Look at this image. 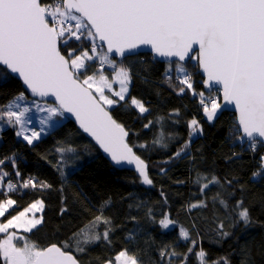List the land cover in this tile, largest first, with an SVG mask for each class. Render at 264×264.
I'll return each instance as SVG.
<instances>
[{"label": "snow or ice", "instance_id": "obj_1", "mask_svg": "<svg viewBox=\"0 0 264 264\" xmlns=\"http://www.w3.org/2000/svg\"><path fill=\"white\" fill-rule=\"evenodd\" d=\"M149 54L154 62L165 63L164 83L176 96L198 98L206 122L214 123L223 111L237 113L229 141L242 152L226 159L235 161L248 151L258 159L250 180L264 179V153L257 155L264 147V0H0V79L14 74L25 89L0 105V133L11 128L16 137L34 147L61 121L73 117L114 166H130L141 185L154 187L149 164L139 151L168 150L171 142L180 139L166 129L167 122L179 123L180 108L171 109L167 120L165 116L147 120L143 127L157 131L150 142L143 143L131 141L138 133L116 114L129 109L140 118L151 114L142 98L131 95L138 75L134 69L145 63L140 57ZM193 69L205 76L207 95L194 88ZM34 113L44 115L34 117ZM187 127V139L162 164L191 158L190 179L198 195L185 205V211L191 216L193 211L203 213L211 207V218L201 215L200 219L213 225L208 229L213 233L211 243L221 244L233 235L232 229L242 225L246 231L255 224L251 205L246 203V187L239 175L221 177L214 169L196 168L191 144L204 128L195 117L187 121ZM54 151L58 159L53 167L62 181L63 216L69 211L64 183L80 153L69 140L59 142ZM18 159L15 151L0 157V264H234L235 251L212 256L203 246L205 236L196 220L185 227L170 212H161L157 219L143 201L128 208L144 209L146 218L165 232L178 228L177 242L153 249L155 241H146L140 248L142 225L130 216L135 227L124 236L129 246L84 261L82 256L90 247H114L119 226L106 215L113 203L110 197L93 205L94 212L85 207L90 218L67 239L40 245L31 240V234L44 223L45 199L41 196L21 210L10 194L23 197L28 189L44 193L53 185L36 176L24 177ZM167 172V167L160 166L158 175ZM160 196L167 206L162 190ZM180 242L186 250H179ZM239 255V264H255L250 249H241Z\"/></svg>", "mask_w": 264, "mask_h": 264}, {"label": "trees", "instance_id": "obj_2", "mask_svg": "<svg viewBox=\"0 0 264 264\" xmlns=\"http://www.w3.org/2000/svg\"><path fill=\"white\" fill-rule=\"evenodd\" d=\"M145 63L138 64L134 69L138 73L134 77L131 87V95L142 98L151 108V114H145V118L138 117L135 110H118L117 116L126 127L138 133V136H131L132 142L143 143L151 141L157 131L156 127L145 129L143 125L147 120L155 119L157 116H165L173 108H180L181 116L179 123H166V129L177 133L179 140L170 143L168 150L149 147L147 150L141 149L139 154L146 159L149 164V172L155 181L154 187H146L139 183L137 173L130 168L119 169L103 155L100 148L86 137L70 119L52 130L47 136L42 138L34 147H30L15 136V131L8 135L0 143V157L15 151L19 159L17 166L24 177L36 176L41 180H46L53 185V188L44 193L35 192L32 189L25 190L23 197L12 195L17 199L19 208H22L41 196L45 199L44 223L31 234V240L39 242L40 245L58 242L67 239L72 232L78 229L90 218V213L84 208L94 212L93 205H99L103 200L111 198L112 207L106 215L113 217L115 225L119 226L113 236L114 247L106 248L102 244H97L84 253L82 259L88 261L96 256L114 254L122 246H129L124 241L127 231L135 227V223L130 221V216H136L137 222L142 225L139 234L138 246L144 248L145 242L152 244L153 249L163 243H176L178 228L169 232L154 226L145 216V210L129 209V204L140 201L152 207L160 218L161 212H170L172 217L185 227H190L193 220L197 221L201 234L205 236L203 246L209 250L212 256L226 255L235 251L237 254L232 257L234 264H239L240 250L250 249L255 264H264V179L258 183L250 180L251 172L256 168L258 159H254L248 151H243L240 159L229 161L226 157L233 152L241 153L239 145L233 147L229 141V130L232 127L236 115L224 111L219 119L209 124L205 121L198 104V98L191 94L178 97L171 88L164 83L163 73L164 62H154L151 55L140 57ZM191 68L192 62H187ZM194 86L199 91H204L203 75L198 70L193 69ZM147 81V82H145ZM22 81L16 76L9 74L7 78L0 79V105L9 102L17 93L24 91ZM193 117L203 124V135L193 138L191 153L195 157V166L201 171L214 169L216 174L223 177L228 173L239 175L240 182L246 187V203L251 205V214L255 221L253 227L244 230L243 226L232 229L233 235L221 244L211 243L213 233L208 231L213 225H205L201 215L211 218L212 208L203 213L193 211L189 216L185 211V205L198 195L197 186L191 182L192 160L179 159L175 162L163 165L162 162L168 158L171 152L188 136L187 121ZM69 140L77 147L80 153L79 161H75L68 170L69 175L64 183V196L67 198L65 204L69 211L63 216L60 215L61 208V177L53 165L58 159L54 149L61 141ZM264 148H259V153H263ZM46 156V159L42 157ZM168 168L166 176L158 175L159 167ZM11 171V166H7ZM13 179L16 178L13 176ZM178 181H186L184 184ZM161 190L168 197L167 206L163 205L160 196ZM216 191V189H212ZM87 197V199H85ZM239 197V192H237ZM2 198V197H0ZM11 214H15V210ZM223 213H221V216ZM194 235V234H193ZM179 250H186L184 242H180Z\"/></svg>", "mask_w": 264, "mask_h": 264}, {"label": "water", "instance_id": "obj_3", "mask_svg": "<svg viewBox=\"0 0 264 264\" xmlns=\"http://www.w3.org/2000/svg\"><path fill=\"white\" fill-rule=\"evenodd\" d=\"M143 51L145 52V53H147L148 52V49L147 48H144L143 49ZM161 62H163L162 60H161ZM12 75H14V74H12ZM203 75V74H202ZM15 76V75H14ZM203 78L205 79V76L203 75ZM204 91L205 92H207V90L204 88ZM228 112H231V113H233V114H235L236 116H237V113L234 111V110H232V109H230V110H227ZM224 112V111H223ZM68 119H70V120H72V121H74L75 122V124H76V126L79 128V126H78V123L75 121V119L73 118V117H68ZM80 129V128H79ZM81 130V129H80ZM82 131V130H81ZM83 132V131H82ZM83 134L86 136V137H88L89 139H91L94 143H95V141L93 140V138H91L88 134H86V133H84L83 132ZM95 145H97L96 143H95ZM98 146V145H97ZM99 147V146H98ZM264 148V147H263ZM101 150V152L103 153V155L110 161V158L108 157V155L106 154V153H104L103 151H102V149H100ZM111 162V161H110ZM113 165V164H112ZM114 166V165H113ZM114 167H116V168H119V169H123V168H120V167H117V166H114ZM124 168H130L131 169V167L129 166V167H124Z\"/></svg>", "mask_w": 264, "mask_h": 264}, {"label": "rangeland", "instance_id": "obj_4", "mask_svg": "<svg viewBox=\"0 0 264 264\" xmlns=\"http://www.w3.org/2000/svg\"><path fill=\"white\" fill-rule=\"evenodd\" d=\"M115 87V86H114ZM194 88L196 89V91L197 92H199V90L194 86ZM205 94L207 95V92H205ZM34 115V117H39V116H42V115H44L43 113H34L33 114ZM65 121V119L63 120V121H61L60 122V124L59 125H61L63 122ZM34 124H35V126L36 127H39V125H38V123H35V121H34ZM15 130H13V129H11V128H8V129H6L5 131H3L2 133H0V143L8 136V135H10V134H12L13 132H14ZM52 131V130H51ZM50 131V132H51ZM49 132V133H50ZM47 136V135H46ZM45 137V136H44ZM43 137V138H44ZM38 216L40 215L39 213L37 214ZM22 231V230H21Z\"/></svg>", "mask_w": 264, "mask_h": 264}, {"label": "built area", "instance_id": "obj_5", "mask_svg": "<svg viewBox=\"0 0 264 264\" xmlns=\"http://www.w3.org/2000/svg\"><path fill=\"white\" fill-rule=\"evenodd\" d=\"M263 153H264V151H263ZM257 155H259V150H258V153H257Z\"/></svg>", "mask_w": 264, "mask_h": 264}]
</instances>
